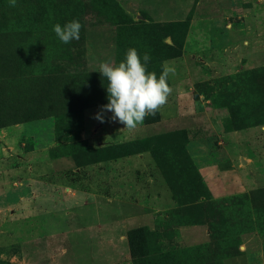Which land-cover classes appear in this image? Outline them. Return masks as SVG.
Wrapping results in <instances>:
<instances>
[{"label":"rangeland","instance_id":"obj_1","mask_svg":"<svg viewBox=\"0 0 264 264\" xmlns=\"http://www.w3.org/2000/svg\"><path fill=\"white\" fill-rule=\"evenodd\" d=\"M227 1H198L190 25L123 0H0V264H264V0ZM74 19L63 44L53 25ZM103 25L117 64L129 48L157 77L171 61L168 131L94 119L107 82L86 31ZM249 129L256 185L217 197L201 164L223 130Z\"/></svg>","mask_w":264,"mask_h":264},{"label":"crops","instance_id":"obj_2","mask_svg":"<svg viewBox=\"0 0 264 264\" xmlns=\"http://www.w3.org/2000/svg\"><path fill=\"white\" fill-rule=\"evenodd\" d=\"M198 1L200 0H182L177 3L175 0H123V3H120L128 12H136L143 19L149 17L155 23H168L177 17H182L185 20H189L191 25L193 23V13L197 10L199 4ZM230 1L234 5L235 1L239 3L240 0ZM226 2L228 1L222 0V3L226 4ZM176 8H179L181 12L176 13ZM86 43L91 65L99 68L102 62L117 64L118 31L114 26L88 27L86 31ZM166 64L171 67V61ZM170 79L171 77L169 76L168 81L171 87ZM113 123L117 124V126L123 125L118 121H113ZM170 124L169 114L159 111L158 120L143 122V129H141L142 131L138 130L137 135L168 131L169 129L165 130V128L169 127ZM223 131L216 145L218 153L217 162L213 164H201L200 168L201 175L213 189L212 193L217 197H220L219 194L221 196H230L251 191L256 185L257 180L252 176L255 160L251 155L256 143H254L250 136L260 131L257 132L253 129ZM221 185L223 186L220 187ZM220 188L223 189L220 191ZM157 196H160V194ZM154 213V211L147 209L143 214H140L141 216L138 219L148 221V218ZM196 228L199 230V237H201L203 242H208L209 234L205 227L199 226ZM185 230H189V228L180 229L181 234Z\"/></svg>","mask_w":264,"mask_h":264},{"label":"clouds","instance_id":"obj_3","mask_svg":"<svg viewBox=\"0 0 264 264\" xmlns=\"http://www.w3.org/2000/svg\"><path fill=\"white\" fill-rule=\"evenodd\" d=\"M16 4L17 0H9L10 7ZM81 28L82 24L75 19L63 25H53L55 35L63 44L79 40ZM150 60L148 53L141 58L136 48H129L124 60L118 64L100 63L98 72L107 82L108 103L100 107L94 119L104 123L107 117L123 124V129L134 130L146 117L155 116L160 111L172 93L168 78L175 74V68L164 64L157 77L155 72L148 71ZM108 113L111 116H107Z\"/></svg>","mask_w":264,"mask_h":264}]
</instances>
